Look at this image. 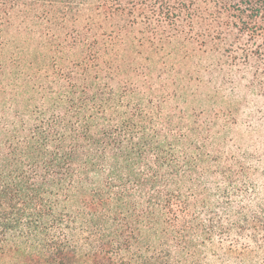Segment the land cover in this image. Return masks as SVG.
Listing matches in <instances>:
<instances>
[{
	"label": "trees",
	"instance_id": "trees-1",
	"mask_svg": "<svg viewBox=\"0 0 264 264\" xmlns=\"http://www.w3.org/2000/svg\"><path fill=\"white\" fill-rule=\"evenodd\" d=\"M208 44L264 94V0H0V264H264L238 103L181 91Z\"/></svg>",
	"mask_w": 264,
	"mask_h": 264
},
{
	"label": "rangeland",
	"instance_id": "rangeland-1",
	"mask_svg": "<svg viewBox=\"0 0 264 264\" xmlns=\"http://www.w3.org/2000/svg\"><path fill=\"white\" fill-rule=\"evenodd\" d=\"M198 48L191 58L181 59V64L177 65L181 69L178 76L182 77L181 91L189 96L188 105L221 111L228 109L231 103H238L239 110L234 116L236 120L230 122L229 144L256 145L262 160L254 164L264 171V94L257 86H247L253 79L252 69L236 71L224 61V55L213 51L211 44ZM220 66L223 70H220ZM212 95L216 97L214 102ZM180 105L186 104L181 102ZM232 139L235 141L232 142ZM257 176L260 182H264V177ZM225 264L235 263L228 261Z\"/></svg>",
	"mask_w": 264,
	"mask_h": 264
}]
</instances>
